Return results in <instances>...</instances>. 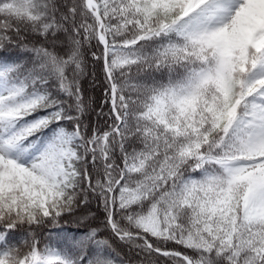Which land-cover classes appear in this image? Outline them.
Listing matches in <instances>:
<instances>
[{"label": "snow or ice", "instance_id": "6c2138e0", "mask_svg": "<svg viewBox=\"0 0 264 264\" xmlns=\"http://www.w3.org/2000/svg\"><path fill=\"white\" fill-rule=\"evenodd\" d=\"M0 264H264V0H0Z\"/></svg>", "mask_w": 264, "mask_h": 264}, {"label": "trees", "instance_id": "16d2710c", "mask_svg": "<svg viewBox=\"0 0 264 264\" xmlns=\"http://www.w3.org/2000/svg\"><path fill=\"white\" fill-rule=\"evenodd\" d=\"M97 93H98V90H97ZM118 251H120V249H118Z\"/></svg>", "mask_w": 264, "mask_h": 264}]
</instances>
